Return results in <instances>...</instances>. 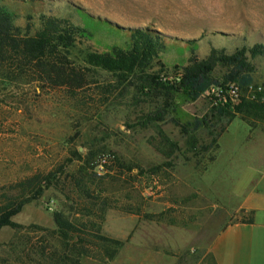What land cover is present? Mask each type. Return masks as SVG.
<instances>
[{
  "label": "rangeland",
  "instance_id": "rangeland-1",
  "mask_svg": "<svg viewBox=\"0 0 264 264\" xmlns=\"http://www.w3.org/2000/svg\"><path fill=\"white\" fill-rule=\"evenodd\" d=\"M16 13L21 26L45 15L85 27L68 47L71 65L84 66L90 51L125 48L128 35L114 24L159 32L165 46L134 74L83 70L79 88L53 71L0 69V186L36 171L52 175L0 227V264H215L209 245L249 216L238 208L242 197L264 189V121L246 122L231 108L239 89L218 103L213 84L195 96L138 84L169 80L174 65L212 49H264V0H31ZM84 13L111 24L85 23ZM247 54L262 90L264 54ZM225 70L217 62L210 79L221 83ZM204 116L207 124L192 130ZM59 211L86 228L63 239L53 221Z\"/></svg>",
  "mask_w": 264,
  "mask_h": 264
},
{
  "label": "trees",
  "instance_id": "trees-1",
  "mask_svg": "<svg viewBox=\"0 0 264 264\" xmlns=\"http://www.w3.org/2000/svg\"><path fill=\"white\" fill-rule=\"evenodd\" d=\"M30 2L31 0H0L1 70L21 73L25 71H39L40 73L53 71L58 73L59 83H70L79 88L85 83L83 70L94 67L116 72L117 75L134 74L136 71H142L153 56H156L157 51L165 46L162 42L164 36L159 32L114 24L117 35H128V42L124 40V44L127 43L125 48L112 45L104 51H90L85 55L84 66L71 65L67 56L68 47L72 45L77 35H84L85 27L74 25L66 18L45 15L39 17L37 26H33L30 21L21 26L16 23V9L22 8ZM74 10L78 15L83 12L78 7H75ZM83 15L88 18L85 23L101 21L111 24L105 19L100 20L87 13ZM30 18L31 16L28 15L27 19ZM260 46L262 47V45ZM247 52L254 56L264 54V49L256 50L253 47L248 50L242 46L230 54L218 53L217 50L212 49L203 58L191 55L187 65H174V75L171 79L155 80V78L158 79V76H151L139 81L138 87L164 88L166 91L162 95L165 96L169 91L187 90L195 96L213 84L218 87L221 93L223 90L226 92L225 97L220 93L221 96L217 98L218 103H221L222 99L229 100L231 98L228 96V86L225 87V85L235 84L243 94L237 95L239 103L234 107L230 105V107L234 108L240 114L241 119L246 122L249 121V118L264 121V89L261 90V87L253 84L252 74L255 67L249 61ZM217 62L226 66L221 83L211 80L209 77ZM223 106L226 107V104ZM226 111L225 109L219 112L225 115ZM206 124V116L196 118L191 123V129L197 130ZM180 128L182 132L188 130L185 124H181ZM51 179V172L36 171L0 186V227L10 225V217L17 213L23 205L37 198L51 183ZM74 183L87 198L94 199L95 196L89 192L90 187L85 181L78 178ZM252 220L253 212L249 211L248 217L239 218L234 222L248 223ZM53 221L63 239H69L72 234L75 235L86 228L85 222L69 219L60 211L53 213ZM95 223V221L91 222V229H94L93 227L97 229L98 225Z\"/></svg>",
  "mask_w": 264,
  "mask_h": 264
},
{
  "label": "crops",
  "instance_id": "crops-1",
  "mask_svg": "<svg viewBox=\"0 0 264 264\" xmlns=\"http://www.w3.org/2000/svg\"><path fill=\"white\" fill-rule=\"evenodd\" d=\"M238 208L252 211L253 220L229 224L208 251L215 264H264V189H251Z\"/></svg>",
  "mask_w": 264,
  "mask_h": 264
},
{
  "label": "built area",
  "instance_id": "built-area-1",
  "mask_svg": "<svg viewBox=\"0 0 264 264\" xmlns=\"http://www.w3.org/2000/svg\"><path fill=\"white\" fill-rule=\"evenodd\" d=\"M237 86L235 84H229L228 86V92L230 95H234V94H237Z\"/></svg>",
  "mask_w": 264,
  "mask_h": 264
}]
</instances>
